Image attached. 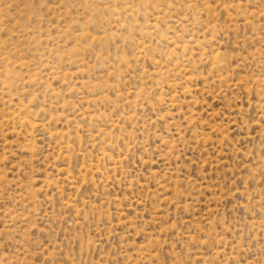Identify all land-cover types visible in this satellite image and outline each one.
Listing matches in <instances>:
<instances>
[{"label": "rangeland", "instance_id": "374dc122", "mask_svg": "<svg viewBox=\"0 0 264 264\" xmlns=\"http://www.w3.org/2000/svg\"><path fill=\"white\" fill-rule=\"evenodd\" d=\"M0 264H264V0H0Z\"/></svg>", "mask_w": 264, "mask_h": 264}]
</instances>
